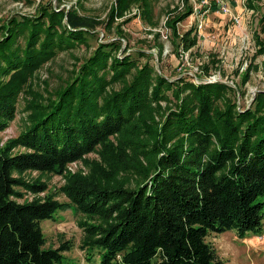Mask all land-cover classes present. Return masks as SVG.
<instances>
[{"label": "trees", "instance_id": "obj_1", "mask_svg": "<svg viewBox=\"0 0 264 264\" xmlns=\"http://www.w3.org/2000/svg\"><path fill=\"white\" fill-rule=\"evenodd\" d=\"M187 1L182 18L194 12ZM41 13L40 18L11 19L0 38V71L11 72L7 81H0V129L14 116L28 75L55 49L82 40L93 24L73 11L62 12L61 18L51 8ZM191 33L188 30L182 36L187 47L196 42ZM114 45L100 43L73 79L53 94L35 97L29 105L27 128L0 145V264L61 261L70 241L46 247L41 220L68 207L101 220L83 222L87 235L83 245L102 248L97 264H224L207 239L210 232L235 229L245 235L262 229V94L254 109L241 110L235 103L220 109L212 106L217 89L208 83L190 84L189 89L197 94L198 111L172 110L166 123L184 132L189 143L182 139L167 145L161 132L154 142L158 148L154 170L136 186L103 184L96 177L68 173L70 162L98 144H108L109 136L127 127L150 95L162 94V85L176 89L162 74L153 78L144 65L122 88L107 90L102 69L109 66L113 75L122 76L136 65L132 56L114 53ZM176 94L181 106L182 91L177 89ZM19 145L25 149L14 150ZM28 169L67 171L62 188L70 201L52 195L18 200L22 195L18 185L34 192L46 189L45 183L25 181L16 174Z\"/></svg>", "mask_w": 264, "mask_h": 264}, {"label": "rangeland", "instance_id": "obj_2", "mask_svg": "<svg viewBox=\"0 0 264 264\" xmlns=\"http://www.w3.org/2000/svg\"><path fill=\"white\" fill-rule=\"evenodd\" d=\"M220 2L230 8L228 12L221 8ZM189 3L194 6V12L182 18L187 0H0V38L7 32L5 25L11 19L40 18L43 9L56 10L59 18L62 12L73 11L93 22L82 40L71 47L55 49L28 75V81L19 90L14 116L0 129V145L27 128L29 105L35 97L39 99L40 93L53 94L73 79L79 65L100 43H115L111 47L114 53L120 57L132 56L136 62L132 70L122 76L113 75L114 70L109 66L102 69L107 90L122 88L144 65L151 69L153 78L162 74L176 89L172 91L162 85V94L150 95L127 127L109 136L108 144H98L93 151L70 162L69 174L81 173L99 178L103 184L126 187L146 180L154 170L158 157L154 142L161 132L167 145L182 139L185 144L189 143L184 132L166 123L172 110L189 107L198 111L197 94L188 87L192 83H208L218 90L213 96V108L225 109L233 103L241 110L256 108L257 97L264 95V0H189ZM188 30L196 42L187 47L183 34ZM24 38L22 35L20 41ZM10 75V71H0V81H7ZM177 89L184 98L181 106ZM18 149L25 148L19 145L14 150ZM67 171L16 172L25 181L46 184V189L38 192L18 185L22 192L18 200L52 195L61 201H70L62 188L67 182ZM90 221L101 220L72 207L58 209L53 217L41 220L46 247L70 241L57 264H97L100 261L102 248L83 245L87 237L83 222ZM207 239L224 264H264V225L260 231L245 235L235 229L213 231Z\"/></svg>", "mask_w": 264, "mask_h": 264}, {"label": "built area", "instance_id": "obj_3", "mask_svg": "<svg viewBox=\"0 0 264 264\" xmlns=\"http://www.w3.org/2000/svg\"><path fill=\"white\" fill-rule=\"evenodd\" d=\"M220 6H221V8L222 9H224V11H226V12H228L229 11V7L226 5V4H224L223 2H220ZM234 17H235V20L236 21H240V18L238 17V16H236V15H233Z\"/></svg>", "mask_w": 264, "mask_h": 264}]
</instances>
